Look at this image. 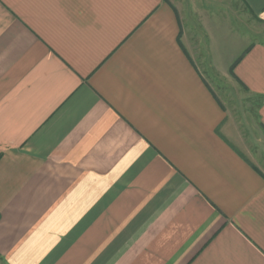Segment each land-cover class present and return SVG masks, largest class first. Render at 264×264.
<instances>
[{"label":"crops","instance_id":"crops-1","mask_svg":"<svg viewBox=\"0 0 264 264\" xmlns=\"http://www.w3.org/2000/svg\"><path fill=\"white\" fill-rule=\"evenodd\" d=\"M226 3L0 0V264H264V40L244 116L198 59Z\"/></svg>","mask_w":264,"mask_h":264},{"label":"rangeland","instance_id":"rangeland-1","mask_svg":"<svg viewBox=\"0 0 264 264\" xmlns=\"http://www.w3.org/2000/svg\"><path fill=\"white\" fill-rule=\"evenodd\" d=\"M223 6L220 5V14L223 11ZM225 10L229 11L231 32L225 33L222 41H216L213 59L201 56L198 59L205 63L204 76L224 105L232 114L244 116L247 111L248 114L254 111L258 99L246 96V93L239 87L240 84L234 79L232 72L230 73V69L232 71L235 63L251 41L264 40V21L247 12L238 0H228ZM220 27L222 30L226 27L229 29L224 25ZM218 45H223L224 48ZM225 48L226 51L223 54ZM257 143L259 162L264 166V138L258 140Z\"/></svg>","mask_w":264,"mask_h":264}]
</instances>
